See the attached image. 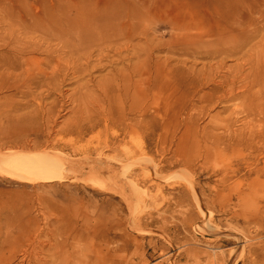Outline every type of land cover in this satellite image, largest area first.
I'll use <instances>...</instances> for the list:
<instances>
[{"label": "rangeland", "instance_id": "374dc122", "mask_svg": "<svg viewBox=\"0 0 264 264\" xmlns=\"http://www.w3.org/2000/svg\"><path fill=\"white\" fill-rule=\"evenodd\" d=\"M69 1L0 0V59L10 48L1 40L14 37L8 31L21 22L20 16L26 17L23 11L37 16L46 13L48 19L43 20L49 25L51 19L58 20L63 14L56 10L58 4ZM97 1L99 7L107 5V8L130 5L129 0ZM144 1L143 5L133 7L141 14L140 29L145 32L142 42H146L147 56L143 68L149 82L142 88L131 71L136 58L130 55L121 59L117 55L127 48L131 54L138 37L121 43L116 51L108 50L109 56L104 53L107 56L101 58L96 68L92 67L97 64V49L93 50V63L88 70L79 65L69 70L68 66L66 78L58 79L59 91L51 92L42 101L46 109L54 111L48 124L28 119L25 124L19 122L20 117L34 115L41 102L31 96L41 91L45 95L43 87L27 90L0 78V155L55 150L80 164L71 167L72 171L66 170L62 180L52 183H27L0 172V264H262L264 261L262 172L256 181L264 158L258 160L257 169H249L243 161L249 160L250 149H214L208 142V152L202 154L203 150H198L203 149L201 139L195 142L188 134L182 136L186 132L182 121L188 113L198 114L200 129L210 116H227L223 108H232L237 103L244 108L245 103L236 100L209 108L194 102L190 110L186 105L189 91L183 87L186 83L177 76L179 86L175 88L173 106L180 103L186 106L183 110L179 106L175 109L174 120L177 117L179 120L176 139L167 145L160 144L161 109L151 105L157 65L166 71L165 59L176 58L175 62L185 69L192 67L198 72L205 61L183 55L186 50L182 48L192 49L181 44L182 31L177 29L178 24L187 23L191 17L193 8L185 4L186 0ZM222 1L233 5L236 0ZM246 1L255 10L264 4L261 0ZM209 2L198 0L197 14L204 16ZM123 10L120 13L124 16ZM26 18V22L31 21ZM258 20L253 19L259 34H251L245 51L264 44V20ZM217 26L216 20L205 19L196 28L214 31ZM40 57L33 55L37 61ZM159 59L160 64H156ZM224 62L227 70L235 66L236 59L231 57ZM31 70L36 75L37 69ZM45 70L50 72L51 68ZM118 70L126 78L118 85H108L107 90L114 95H127L124 113L132 107L133 111L127 115L133 119L132 123L141 118L143 108L147 120L143 133L124 136L120 128L126 123L110 122L111 113L123 114L122 105L113 94L104 99L99 97L105 103L103 107L96 105L99 95L96 82ZM93 115L101 121L98 128L81 138L65 132V127H71L79 117L86 120ZM245 122L264 125V119L258 117L249 116ZM45 128L50 130L49 135ZM235 167L239 168L237 172H233ZM192 188L201 195L197 204L191 196ZM174 195L180 201L172 199ZM217 231L228 233L233 243L228 245L224 235ZM235 238L240 242L235 244ZM235 249L236 256L229 262L228 255Z\"/></svg>", "mask_w": 264, "mask_h": 264}, {"label": "bare ground", "instance_id": "6f19581e", "mask_svg": "<svg viewBox=\"0 0 264 264\" xmlns=\"http://www.w3.org/2000/svg\"><path fill=\"white\" fill-rule=\"evenodd\" d=\"M97 2V0H71L66 3H57L59 7L56 10L63 14L62 16L59 15L58 20L51 19L52 22L49 25L43 20V18L48 19L49 15L46 13L37 16L34 13L23 11V15H26L31 21L26 22L25 19L27 18L20 16L18 22H21L15 27H10L11 30L8 31V34L14 37L1 40L10 48L7 53L3 54V59H0V78L23 85L27 90L32 88H44L43 90H46L45 95L41 91L38 95L31 96L41 103L35 107L34 115L30 113V117H20L19 122L21 124L28 122L27 119L33 123L44 122L48 124L49 121L52 122L54 111L49 108L46 109L42 101L51 92L59 91L58 79L61 76L66 78L68 66H70L69 70L75 69L77 65L88 70L89 64L93 63L92 53L94 49H97L98 59L97 64L92 68L97 67L102 57L109 56L108 50L116 51L121 43H128L131 37H138V42L132 46L131 54L127 48L124 52L118 51L117 55L121 59H127L130 55L136 58V64L131 67V71L139 88H142L144 83L149 82L143 68L147 53L144 46L146 42H142L145 39V32L140 29L142 17L133 9L135 5H143L145 1L129 0L130 5L118 4L109 8L107 5L99 7ZM184 2L193 10H190L191 17L187 23L183 22L177 25V29L182 31L180 34L181 44L192 47L191 50L187 47L182 48V50H186L183 55L185 57L194 56L195 60L197 58L203 59L205 64L198 72L192 67L185 69L181 63L175 62L176 58L165 59L166 71H163L162 65L159 67L157 65L156 80L153 86L156 91L151 105L161 109L162 132L158 135L161 140L160 144L167 145V142L171 143L176 139L175 134H177L176 129L179 120L178 117L175 120L174 118L175 109L178 106L179 110H183L186 105L192 110L194 102H199L204 107L214 108L220 104L238 100L241 104L242 102L245 103L244 108H239L238 103L234 104L232 108H223L222 112H227V116L224 118H220L217 114L210 116L207 124L200 129L197 125L198 114L188 113L182 121L186 130L182 136L188 134L195 142L201 139L203 149L199 147L198 150H203L202 154L208 152V142L214 149L235 147L250 149L249 160L243 161V164L249 169H257L258 160L264 158V125L253 126L245 121L249 116L253 119L256 117L264 119V44L261 48L253 46L247 51L245 50L249 45L248 40L251 34L254 36L259 34V28H255L256 22L253 19L255 21L258 18L264 20V4L255 10L250 1L246 0H236L233 5L222 0H214L213 2L210 0L205 5L207 13H203L204 16H202L195 11L198 7V5L195 6L198 0H186ZM261 2L264 3V0ZM123 8L125 9L123 10ZM255 8H257L256 5ZM121 9L124 11V16L120 13ZM64 10L65 12H63ZM205 19L208 21L216 20L217 29L214 28V31H209L196 28L198 24L204 23ZM210 37L214 38L209 39ZM177 45L175 41L174 48ZM36 54L41 55L38 61L33 58V55ZM142 55H144L143 58ZM231 57L236 59L235 66L224 70V60ZM214 59L217 60L212 62ZM159 61L160 59L156 64H160ZM171 61L174 64H171ZM41 66L45 68H41ZM32 67L37 69L34 76L30 73L33 72ZM46 68H51L50 72H46ZM177 76L184 80L186 84L183 87L189 91L186 105L180 103L173 106L175 88L178 89L179 86ZM123 78H126L124 73L118 70L110 73V77L104 76L98 80L95 84L96 91L99 92L96 105L103 107L105 103L99 97L108 98L113 94L107 90L108 85L112 83L118 85L123 81ZM168 89L169 91H167ZM89 92L90 90H88V94ZM113 96L117 98V103L122 105L123 114L113 115L111 113L113 117L110 122L117 123V125L126 123L120 128L124 136L137 131L143 133L147 130V120L143 108L140 109L141 118L132 123L133 119L127 116L133 111L132 107L129 106L124 113L125 105L123 104L127 95L124 94L122 97V94L118 93L113 94ZM76 104L79 107L78 103ZM110 104L111 102L108 101V106ZM80 115L82 116L81 112ZM97 117V115L88 116L86 120H81L82 117H79L78 121L71 127H65V132L76 134L77 137L81 138L88 131L91 132L100 126L101 121ZM107 125L108 121L105 120L103 126L106 128ZM45 130L49 135L50 130L47 128ZM105 144L106 147L109 146L107 142ZM52 151L54 152H5V154L0 155V172L27 183H52L62 180L66 170L72 171L71 167L80 166L77 162L58 154L59 152ZM259 169L256 172V181H258L259 172L264 174V161L263 167ZM238 170L239 168L235 167L233 172ZM191 184L188 182V185L191 186ZM191 196L196 204L200 201L201 195L197 194L196 188L191 189ZM177 198L174 195L172 199L180 201ZM202 213L205 214L203 211ZM217 233L224 235L228 245L233 243L228 233L219 231ZM235 240V244L240 242L238 238ZM236 252L237 249L230 252L228 255L229 262L234 260ZM261 262L264 264V261Z\"/></svg>", "mask_w": 264, "mask_h": 264}]
</instances>
